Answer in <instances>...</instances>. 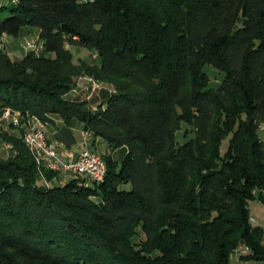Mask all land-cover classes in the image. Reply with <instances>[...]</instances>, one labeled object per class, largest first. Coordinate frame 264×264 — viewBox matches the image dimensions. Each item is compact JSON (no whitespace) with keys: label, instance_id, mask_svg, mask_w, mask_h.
I'll return each mask as SVG.
<instances>
[{"label":"trees","instance_id":"1","mask_svg":"<svg viewBox=\"0 0 264 264\" xmlns=\"http://www.w3.org/2000/svg\"><path fill=\"white\" fill-rule=\"evenodd\" d=\"M24 27L40 30L39 54L0 47V113H20V133L2 135L14 156H0V264H229L241 243L264 261L248 208L264 202V0L0 4V35ZM82 75L114 90L97 105L68 99ZM32 118L83 123L126 154L103 157L102 181L54 183L23 140ZM183 122L194 136L180 144Z\"/></svg>","mask_w":264,"mask_h":264},{"label":"rangeland","instance_id":"2","mask_svg":"<svg viewBox=\"0 0 264 264\" xmlns=\"http://www.w3.org/2000/svg\"><path fill=\"white\" fill-rule=\"evenodd\" d=\"M27 28L33 29L34 27H27ZM6 39H7L6 35H2V38L0 40V47L3 46L5 48V44L7 41ZM26 39L34 40L35 39V33L32 30L30 31V33L27 31L25 32L23 30L19 33V35L17 37H12L10 40L14 41L17 44V46L20 47V49L23 48V50L28 53V51H32V47L28 46V44H32V43L29 40L25 41ZM36 46H40V44L37 41H36ZM40 52L41 51H36V54H39ZM72 52L74 54L75 60H77L79 57H81L83 59L88 60L89 62H92L96 58V56L93 55L86 48L72 46ZM205 70L208 72V74L210 76L211 85L217 86L223 78V73L220 72L219 70H217L212 65H209V64L205 66ZM90 78L92 80L94 79L93 77H91L89 75L80 76L77 79L76 84L74 86V89L72 91L74 93H76L77 96H79V97L94 98L92 100V102H94L96 100H99L98 94L102 95L103 93L108 92V89L114 90L113 86H111L107 83L101 82V81H100L101 83L96 82L95 80L92 81ZM7 118H9L8 114L2 115V113H0V156L4 159L12 158L14 156V149H13V146L3 138V136H2L3 133H17V134L20 133L19 130L17 128L15 129L11 124L14 122V120L12 118H9L10 120ZM13 124H15V123H13ZM27 132H25V134H24V139H23L24 142H25V136H26ZM91 136H92L91 134H89L88 132H85V143H84L86 146L85 148H90V149L96 151V154L99 155L101 158H103L106 154H108V152H106V151H109V149L102 147L99 143L93 144V145L91 144V142L89 143ZM192 136H194V133L191 132V127L186 122H183L181 130H179L177 133V142L182 144ZM261 137L262 136H260V138ZM99 140H101L102 143L107 144L102 139H99ZM88 143H89V145H88ZM27 147H28V145H27ZM224 148H225V145H223V151H224ZM29 150H30V148H29ZM32 154H33V152H32ZM125 154H126V148L121 147V148H118L114 151L113 158L117 161H121L124 158ZM34 157H35V155H34ZM35 160H36V163L38 165V161H37L36 157H35ZM103 160L105 161L104 158H103ZM45 166H46V164L40 165L39 169L41 170L42 168H45ZM46 169H48L47 166H46ZM76 175L77 174H75V176ZM80 176L82 177V175H80ZM72 178H73L72 175L59 174L54 179V183L58 182L60 184H64L65 182L69 181ZM248 208H249L250 222L253 225L260 226L264 229V202L259 198H256L254 200H250L249 204H248ZM145 239H146V235L139 228L138 234L133 235L132 242H134L139 247ZM263 243H264V236H263ZM248 252H249V249L245 246V244L241 243L239 245V247L231 254L229 264H264V261H261V260L257 261V260L245 259L243 257V255L248 253Z\"/></svg>","mask_w":264,"mask_h":264},{"label":"built area","instance_id":"3","mask_svg":"<svg viewBox=\"0 0 264 264\" xmlns=\"http://www.w3.org/2000/svg\"><path fill=\"white\" fill-rule=\"evenodd\" d=\"M11 1L15 2V0ZM29 41L32 43V51L28 52L36 54V51H41L42 46H36V39ZM8 109L10 108L4 109L2 115H7ZM13 119L20 124V113L16 112V116ZM32 119H35L34 123H32ZM32 119L29 123L28 137H31L33 144H40L44 148V153H50V160H44V162L48 165H54V172L72 176H75V172H82V174L84 172H92L91 181H94L95 177L101 175V170L96 159V151L85 148V144L78 153L72 150H62L60 148L61 145L53 142L47 135L45 124L38 118ZM259 133L260 136H263L264 140V119L259 124Z\"/></svg>","mask_w":264,"mask_h":264},{"label":"crops","instance_id":"4","mask_svg":"<svg viewBox=\"0 0 264 264\" xmlns=\"http://www.w3.org/2000/svg\"><path fill=\"white\" fill-rule=\"evenodd\" d=\"M11 0H6L3 1L1 4H8ZM25 28V29H24ZM21 29V31H27L30 33V31L32 30L35 33V39L37 41V39H39V33L40 30L36 27H34L33 29H29L27 27H24ZM20 31V32H21ZM6 35V34H4ZM7 37V41L5 44V48L4 50L13 58V59H21L22 57H24L27 52L22 49H20L19 46H17V44L14 41H11L10 39L12 37L6 35ZM2 38V35H0V40ZM29 39H26L25 41H27ZM113 90L108 89V92L103 93L102 95L98 94V98L99 100L94 101L93 103L95 105L99 104L100 102H102L103 100H105L107 98V96L112 92ZM79 94V93H78ZM66 97L68 99L71 100H82V99H89V100H93L94 98H84V97H79L77 96L76 93H74L73 91H70ZM35 122V119H32V123ZM45 130L49 136V138L53 141L58 143L59 145H61V149L62 150H72L75 151L76 153H78L84 146L85 143V132H86V128L85 125L83 123L80 122H74L72 125L68 126L65 125V123L61 120V119H56L55 124H48L45 126ZM80 134V135H79ZM81 136V137H80ZM100 138L93 139V137H90L89 143L91 142V144H97L99 143L102 147L107 148L108 145L102 143L101 140H99ZM95 142V143H93ZM88 143V145H89ZM86 147V146H85ZM108 153H110L112 156L114 154V151H106Z\"/></svg>","mask_w":264,"mask_h":264},{"label":"bare ground","instance_id":"5","mask_svg":"<svg viewBox=\"0 0 264 264\" xmlns=\"http://www.w3.org/2000/svg\"><path fill=\"white\" fill-rule=\"evenodd\" d=\"M2 2L3 1L0 0V4ZM28 46L32 47V44H28ZM92 81H94V79ZM7 114L9 116V118H12V119L16 116V113H14V111H12L10 109L7 110ZM9 118H7V119H9ZM13 123H15L16 125H19L16 120H14ZM28 134H29V131L26 133V136H25V142H26L25 144L28 145V147L30 148V150L35 155V157H36V159L38 161V165L40 166V165L46 164V166L48 167L49 170L51 169L52 171H54V165H48L46 162H44V160H50V153H44V148L40 144H33L32 139H31V137H28ZM261 140L264 143L263 136L261 137ZM96 159L98 161L99 169L101 170V175L99 177H95L94 181H98L99 182V181H102L105 178V176H106V173H107V164L103 160V158H101L97 154H96ZM46 166H45V168H46ZM75 174L82 175V177H86V179L88 178V179L92 180V172H84L83 174H82V172H75Z\"/></svg>","mask_w":264,"mask_h":264}]
</instances>
